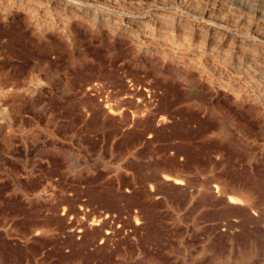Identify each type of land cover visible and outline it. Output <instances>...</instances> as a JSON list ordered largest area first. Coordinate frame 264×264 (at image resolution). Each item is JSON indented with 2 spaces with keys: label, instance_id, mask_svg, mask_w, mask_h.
<instances>
[{
  "label": "rangeland",
  "instance_id": "1",
  "mask_svg": "<svg viewBox=\"0 0 264 264\" xmlns=\"http://www.w3.org/2000/svg\"><path fill=\"white\" fill-rule=\"evenodd\" d=\"M30 1L0 0V264H264V0Z\"/></svg>",
  "mask_w": 264,
  "mask_h": 264
},
{
  "label": "bare ground",
  "instance_id": "2",
  "mask_svg": "<svg viewBox=\"0 0 264 264\" xmlns=\"http://www.w3.org/2000/svg\"><path fill=\"white\" fill-rule=\"evenodd\" d=\"M4 1V0H3ZM17 1H19V0H17ZM25 1V0H24ZM30 1V0H29ZM83 1V0H82ZM93 1V0H92ZM16 2V1H15ZM27 2H28V0H27ZM51 2V1H50ZM79 2V1H78ZM13 3V2H12ZM16 3H18V2H16ZM22 3V2H21ZM23 3H25V2H23ZM30 3H31V1H30ZM52 3V2H51ZM77 3V2H76ZM94 3V2H93ZM187 3V2H186ZM26 4V3H25ZM59 4V3H58ZM65 4V3H64ZM80 4V3H79ZM82 4V3H81ZM80 4V5H81ZM91 4V3H90ZM4 5V4H3ZM9 5H11V4H9ZM35 5V4H34ZM77 5V4H76ZM82 5H84V4H82ZM181 5H182V3H181ZM18 6V5H17ZM64 6H67V5H64ZM69 6V5H68ZM183 6V5H182ZM25 7V6H24ZM48 7V6H47ZM85 7V6H84ZM90 7H92V6H90ZM212 7V6H211ZM2 8H4V7H2ZM59 8V7H58ZM95 8V7H94ZM5 9V8H4ZM11 9V8H10ZM17 9V8H16ZM25 9V8H24ZM53 9V8H52ZM55 9V8H54ZM98 9V8H97ZM186 9V8H185ZM213 9V8H212ZM26 10H27V8H26ZM56 10H57V8H56ZM59 10V9H58ZM61 10V9H60ZM104 10V9H103ZM96 11H98V10H96ZM102 11V10H101ZM7 12V11H6ZM61 12H62V10H61ZM66 12H69V11H66ZM217 12V11H216ZM76 13V12H75ZM94 13V12H93ZM109 13V12H108ZM210 13V12H209ZM69 14V13H68ZM217 14H218V12H217ZM53 15V14H52ZM71 15V14H70ZM70 15H69V17H70ZM85 15H86V13H85ZM204 15V14H203ZM49 16V15H48ZM97 16V15H96ZM56 17V16H55ZM55 17H53V18H55ZM62 17V15L60 16V17H58V19L59 18H61ZM64 17V16H63ZM94 17V16H93ZM110 17V16H109ZM160 17V16H159ZM209 17H211V16H209ZM36 18V17H35ZM57 18V17H56ZM74 19V17H71V19ZM82 18V17H81ZM107 18V17H106ZM43 19V18H42ZM99 19H101V18H99ZM30 20H32V19H30ZM30 20H28L29 22H30ZM61 20V19H60ZM63 20V19H62ZM61 20V21H62ZM83 20V19H82ZM88 20V19H87ZM96 20V19H95ZM103 20V19H102ZM40 21V20H39ZM45 21V20H44ZM74 21V20H73ZM103 21H105V19L103 20ZM102 21V22H103ZM118 21H120V20H118ZM149 21V20H148ZM151 21V20H150ZM222 21V20H221ZM221 21L220 20H215V22H216V24L217 25H220L221 26ZM227 21V20H226ZM69 23H70V21H68ZM75 22V21H74ZM100 22V21H99ZM108 22V21H107ZM113 22V21H112ZM112 22H111V24H112ZM125 22V21H124ZM158 22V21H157ZM162 22H164V21H162ZM213 22V21H212ZM223 22V21H222ZM48 23V22H47ZM87 22H85V24H86ZM114 23V22H113ZM120 23V22H119ZM36 24V23H35ZM44 24V23H43ZM60 24V23H59ZM67 24V23H66ZM79 24V23H78ZM94 24V23H93ZM101 24V23H100ZM132 24V23H131ZM130 24V25H131ZM145 24V23H144ZM148 24V23H147ZM153 24V23H152ZM156 24V23H155ZM159 24V23H158ZM161 24H163V23H161ZM179 24V23H178ZM29 25V24H28ZM32 25H34V24H32ZM63 25V24H62ZM61 25V26H62ZM65 25V24H64ZM88 25V24H87ZM99 25V24H98ZM108 25V24H107ZM119 25H121V24H119ZM154 25V24H153ZM226 25V24H225ZM44 26V25H43ZM66 26V25H65ZM112 26V25H111ZM128 26V25H127ZM141 26V25H140ZM147 26V25H146ZM161 26V25H160ZM99 27V26H98ZM110 26H108V28H109ZM121 27V26H120ZM135 27V26H134ZM197 27V26H196ZM218 27V26H217ZM254 27V26H253ZM47 28V27H46ZM62 28V27H61ZM63 28H65V27H63ZM89 29H90V27H88ZM101 28V27H100ZM139 28V27H138ZM141 28H143V27H141ZM251 28V27H250ZM45 29V28H44ZM93 29V28H92ZM91 29V30H92ZM112 29V28H111ZM110 29V30H111ZM117 28H115V30H116ZM120 29V28H119ZM118 29V30H119ZM122 29V28H121ZM125 29V28H124ZM129 29V28H128ZM224 29V28H223ZM34 30V29H33ZM32 30V31H33ZM39 30V29H38ZM46 30V29H45ZM61 30V29H60ZM63 30V29H62ZM62 30H61V32H62ZM108 30V29H107ZM107 30H105V31H107ZM201 30V32H202V28L200 29ZM209 30V29H208ZM226 30V29H225ZM251 30V29H250ZM253 30V29H252ZM264 30V29H263ZM43 31V30H42ZM50 31V30H49ZM49 31H47V32H49ZM68 31V30H67ZM99 31H101V30H99ZM217 31V30H216ZM249 31V30H248ZM40 32H41V30H40ZM65 32V31H64ZM113 33H114V30L112 31ZM200 32V31H199ZM214 32V31H213ZM222 32V31H221ZM220 32V33H221ZM35 33V32H34ZM46 33V32H45ZM98 33V32H97ZM109 33H110V31H109ZM135 33V32H134ZM133 33V34H134ZM198 33V32H197ZM36 34H38V33H36ZM115 34V33H114ZM120 34H122V33H120ZM180 34V33H179ZM202 34V33H201ZM211 34V33H210ZM216 34V33H215ZM228 34V33H227ZM111 35V34H110ZM135 35V34H134ZM134 35H133V37H134ZM138 35V34H137ZM140 35V34H139ZM202 35H204V33L202 34ZM212 35V34H211ZM40 36H41V34H40ZM43 36V35H42ZM126 36H127V33H126ZM136 36V35H135ZM141 36V35H140ZM237 36V35H236ZM161 37V36H160ZM199 37V36H198ZM210 37H212V36H210ZM221 37V36H220ZM135 38V37H134ZM206 38H207V36H206ZM215 38H216V36H215ZM233 38V37H232ZM235 38V37H234ZM240 38V37H239ZM262 38H264L263 36H262ZM119 39V38H118ZM137 39V38H136ZM144 39V38H143ZM152 39V38H151ZM151 39H149V40H151ZM154 39V38H153ZM196 39H197V37H196ZM222 39H223V37H222ZM238 39V38H237ZM116 40V39H115ZM146 39H144V41H145ZM204 40H206V39H204ZM230 40V39H229ZM233 40V39H232ZM235 40V39H234ZM131 41V40H130ZM138 41V40H137ZM142 41V40H141ZM159 41V40H158ZM157 41V42H158ZM208 41V40H207ZM214 41H216V40H214ZM231 41V40H230ZM236 41V40H235ZM238 41V40H237ZM135 43V42H134ZM143 43V42H142ZM141 43V44H142ZM150 43H152L151 41H150ZM159 43L160 42H158V45H159ZM209 43H211V42H209ZM215 43V42H214ZM133 44V43H132ZM139 44V43H138ZM237 44V43H236ZM243 44V43H242ZM136 45V44H135ZM167 45V44H166ZM185 45V44H184ZM213 45V44H212ZM215 45H217V44H215ZM195 46H196V44H195ZM208 46V45H207ZM199 47H201V46H199ZM198 47V48H199ZM238 47V46H237ZM136 48H139V46L137 45V47ZM162 48V47H161ZM187 48V47H186ZM192 48H193V46H192ZM197 48V47H196ZM207 48V47H206ZM239 48V47H238ZM244 48V47H243ZM143 49V48H142ZM156 49V48H155ZM170 49V48H169ZM200 49V48H199ZM203 49H204V47H203ZM209 49V48H208ZM140 50H141V48H140ZM151 50V49H150ZM187 50V49H186ZM207 50V49H206ZM243 50V49H242ZM158 51V50H157ZM160 51H161V49H160ZM168 51V50H167ZM218 51V50H217ZM241 51V50H240ZM198 52V51H197ZM141 53V52H140ZM151 53V52H150ZM154 53V52H153ZM196 53V52H195ZM221 53V52H220ZM238 53H240L239 51H238ZM247 53V52H246ZM190 54V53H189ZM206 54V53H205ZM215 54H216V52H215ZM247 54H249V53H247ZM147 55V54H146ZM151 55V54H150ZM186 55V54H185ZM232 55H233V53H232ZM193 56V55H192ZM195 56V55H194ZM210 56V55H209ZM242 56V55H241ZM263 57V56H262ZM168 58V57H167ZM212 58V57H211ZM220 58H223V57H220ZM229 58V57H228ZM240 58V57H239ZM247 58H249V57H247ZM176 60V59H175ZM180 60V59H179ZM249 60V59H248ZM214 61V60H213ZM225 61H226V59H225ZM225 61H224V63H225ZM246 61V60H245ZM214 63V62H213ZM223 63V64H224ZM245 63V62H244ZM246 63H248V62H246ZM196 64V63H195ZM220 63L218 62V65H219ZM230 64V63H229ZM235 64V63H234ZM238 64V63H237ZM177 65V64H176ZM179 65V64H178ZM181 65V64H180ZM182 65H183V63H182ZM200 65V64H199ZM225 65V64H224ZM226 65H227V63H226ZM236 65V64H235ZM246 65V64H245ZM184 66V65H183ZM216 66V65H215ZM242 66V65H241ZM186 67H190V66H186ZM193 67V66H192ZM195 67V66H194ZM199 67V66H198ZM197 67V68H198ZM201 67V66H200ZM224 67V66H223ZM234 67V66H233ZM236 67V66H235ZM245 67V66H244ZM219 68H221V66H219ZM225 68V67H224ZM229 68H231V67H229ZM184 69V68H183ZM190 69H191V67H190ZM223 69V68H222ZM235 69V68H234ZM233 69V70H234ZM238 69V68H237ZM241 69V68H240ZM245 69V68H244ZM243 69V70H244ZM192 70H194V69H192ZM196 70V69H195ZM225 70V69H224ZM239 70V69H238ZM191 71V70H190ZM203 71V70H202ZM206 71V70H205ZM241 72V71H240ZM228 73V72H227ZM231 74V73H230ZM261 74V73H260ZM226 75V74H225ZM254 75V74H253ZM199 76V75H198ZM228 76H229V74H228ZM227 76V77H228ZM200 77H201V75H200ZM199 77V78H200ZM203 77V76H202ZM261 77V76H260ZM231 78V77H230ZM202 79V78H201ZM207 79V78H206ZM229 79V78H228ZM260 79V78H259ZM204 80V79H203ZM263 81V80H262ZM225 82V81H224ZM209 83V82H208ZM226 83V82H225ZM260 87V86H259ZM259 90H261V89H259ZM263 90V89H262ZM257 92V91H256ZM257 94V93H256ZM244 95V94H243ZM259 95V94H258ZM236 96H237V94H236ZM262 99H263V97H261ZM262 102V101H261ZM260 102V103H261ZM167 179V178H166ZM167 181V180H166ZM171 181V180H170ZM175 183H177V182H175ZM179 185V184H178ZM233 201V200H232Z\"/></svg>",
  "mask_w": 264,
  "mask_h": 264
}]
</instances>
